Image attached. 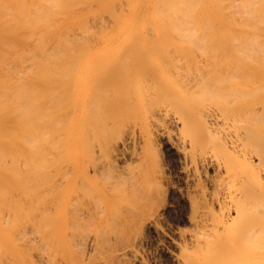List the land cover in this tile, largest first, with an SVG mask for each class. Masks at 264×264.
Returning a JSON list of instances; mask_svg holds the SVG:
<instances>
[{
	"label": "rangeland",
	"instance_id": "obj_1",
	"mask_svg": "<svg viewBox=\"0 0 264 264\" xmlns=\"http://www.w3.org/2000/svg\"><path fill=\"white\" fill-rule=\"evenodd\" d=\"M82 1L61 40L34 55L38 44L30 39L22 44L25 59H8L13 80L30 81L37 63L67 67L52 76L40 71L31 90L42 95L41 113H51L36 123L41 151L0 154L3 172L13 166L6 171L12 180L4 176L0 185V264H264V230L243 234L244 218L229 200L253 189L258 175L264 179L256 155L264 150V86L231 96L222 83L231 65L248 87L264 82L263 59L239 50L251 31L264 36V27L244 26L242 18L236 25L172 23L163 17L167 5L161 10L166 1L156 9L155 0ZM259 35L251 36L255 43L264 41ZM199 73L209 77L203 82ZM232 97L245 108L233 111ZM263 202L264 194L248 203L246 219L257 218Z\"/></svg>",
	"mask_w": 264,
	"mask_h": 264
},
{
	"label": "bare ground",
	"instance_id": "obj_2",
	"mask_svg": "<svg viewBox=\"0 0 264 264\" xmlns=\"http://www.w3.org/2000/svg\"><path fill=\"white\" fill-rule=\"evenodd\" d=\"M82 0H0V75L2 74V77H4L3 75H5L4 78H1L0 76V151H2V153L0 152V154L2 155L3 152L7 153L9 152L12 153V154H18V153H24V152H28L30 153V155L32 154L31 152H33L36 148H38V142L39 139L41 138L40 136H43L42 135H39V133L36 131V130H40L39 127L37 126L40 120L39 118V115L41 117V119L44 120V117L46 118L47 115H51L50 111H46L43 110V114L41 113L42 111V105L40 104L42 102V95L40 96V94H37V95H34L33 91L31 90H35L37 91V87H39V80H37V75L38 73L41 71L43 74H53L52 72H57V70L59 71H64L65 70V67H67L65 64H61V65H51V64H47V63H37L35 64L36 65V69H34V71H37V74L36 75H33L31 77H33L32 79L29 78L30 81H25L22 79H18V77H16L17 79L16 80H13V76L10 77V65L9 63L12 62L8 59H15V61L17 60L16 58H20L22 55H23V58L24 56L26 55L27 51L24 50L25 48L22 46V44L24 43V45L27 43L26 41L28 40H34L33 42H36L38 45L35 46L36 48H34L32 45V47L35 49L34 51V55H35V52L36 49L38 48H42L43 45H45L48 41H51V40H55V41H58V40H61L62 39V34H61V31L62 29L66 28L67 30V27L71 24H74L75 22H77V17L74 16V14H72L70 12L71 8L73 6H75L78 2H81ZM92 1V0H91ZM166 1V2H165ZM227 2L228 3H223L224 6H220V4L222 2ZM231 1V0H230ZM229 0H170L169 1V4L167 3L168 0H155V9H156V4H161L162 2H165L163 8H161V10L163 11V9L165 8V5H167V8H165L164 10L167 12L166 14L163 13L162 15H164V19L166 21H176L175 23L179 22V23H182L183 24H187L189 25L190 23H194L197 22L198 24H202L204 23L205 26L206 24L208 23H215V22H220L222 24L224 23H228L229 25L230 24H239L241 23L240 20H242L243 22L241 24H243L244 26H248V27H255L257 28L258 26H262L261 28L264 27V0H238V2L240 3H237V0H233V2H236V6L235 3H231ZM83 2V1H82ZM134 2V1H133ZM135 2H137V0H135ZM230 2V3H229ZM84 3V2H83ZM89 3V1H88ZM82 4V3H81ZM141 4V3H140ZM143 4V3H142ZM159 4V5H160ZM163 4V3H162ZM161 4V5H162ZM230 5L231 4H234L233 6L235 7L234 11L237 10V9H241L240 12L241 14L239 13V10L234 12V11H231L230 9H228V7L226 5ZM80 5V3H79ZM158 5V6H159ZM222 5V4H221ZM228 5V6H229ZM154 6V5H153ZM239 6H241L239 8ZM137 7V6H136ZM224 7H226L225 9L229 10L230 12L228 13L227 10H222ZM232 9V6L230 7ZM158 9V8H157ZM160 9V8H159ZM158 9V10H159ZM154 10V8H153ZM243 10V12H242ZM152 11V10H151ZM225 11V13H224ZM159 12V11H158ZM240 14V17H235L234 13H237ZM245 12V13H244ZM153 13V12H151ZM157 13V12H156ZM229 14V16H227V14ZM233 13L232 15L236 18H234L232 15V17L230 16V14ZM242 13H244L242 15ZM155 13H153L154 15ZM246 14V17L244 16ZM159 15H160V12H159ZM157 15V16H159ZM74 16V17H73ZM156 16V15H155ZM242 16V17H241ZM243 16L245 18H243ZM151 17V16H150ZM160 17H162L160 15ZM163 17L160 19L162 20ZM149 18V17H148ZM237 18H242V19H237ZM153 19V16L152 18H150V20ZM156 19V18H154ZM153 19V20H154ZM116 20V18H115ZM147 20V19H146ZM238 20V22L236 21ZM117 21V20H116ZM166 21L164 22V20L162 21V24L166 23ZM240 21V22H239ZM148 22V21H147ZM151 22V21H149ZM160 22V21H159ZM164 22V23H163ZM154 23V22H153ZM173 23V22H172ZM189 23V24H188ZM196 23V24H197ZM167 24V23H166ZM168 24H170L168 22ZM202 24V26L204 25ZM75 25V24H74ZM171 25V24H170ZM179 25V24H177ZM180 25V26H182ZM186 25V26H187ZM213 25H216V24H213ZM227 25V24H226ZM172 26H174L172 24ZM176 26V25H175ZM185 27V25H184ZM183 27V28H184ZM253 27V28H254ZM71 28V27H70ZM260 28V29H261ZM186 29V27H185ZM65 30V31H66ZM249 30V29H248ZM246 30V31H248ZM253 30V29H252ZM251 31V30H250ZM63 32V31H62ZM233 32V31H232ZM241 32V31H240ZM239 32V33H240ZM244 32V31H243ZM250 33V32H248ZM247 33V34H248ZM68 34V33H67ZM243 35V33H241ZM260 34H263L262 32ZM245 35V34H244ZM251 36H254L256 39H258V37L256 35H259L256 30L255 32L254 31H251L250 33ZM249 36L248 34V38L249 39H246L247 36H246V42H248L247 40H249V45L247 48H244L246 47V45L242 48H240L239 50H243L246 57L247 58H256L258 57V59H263V60H260L262 65L260 67H264V46H262L258 43H262L264 45V41L262 42L261 41V38H260V42L258 41L257 43H255V38L254 37H251ZM260 36V35H259ZM263 36V35H261ZM260 36V37H261ZM65 38V36H63ZM236 37V36H235ZM242 37V36H241ZM264 37V36H263ZM234 38V37H233ZM237 38V37H236ZM235 38V39H236ZM239 38V36H238ZM250 38H254L253 40H250ZM234 39V41H235ZM244 39V38H243ZM264 39V38H263ZM262 39V40H263ZM237 41L238 39L234 42V45L235 47H237ZM241 41V40H240ZM243 41V40H242ZM30 42V41H29ZM245 42V41H244ZM32 43V42H31ZM35 43V45H36ZM236 43V44H235ZM252 43L253 46H252ZM28 44V43H27ZM241 44V43H239ZM245 44V43H244ZM233 45V44H232ZM254 45L256 46V48H254ZM23 48H22V47ZM30 46V48H32ZM240 46V45H239ZM243 46V45H242ZM250 46V47H249ZM234 46H231V49L232 51H228V52H233L232 54L235 53V51H233L235 48H233ZM251 47H253L252 50ZM28 48L29 50V47H26ZM40 48V49H41ZM238 48V47H237ZM20 49V51H19ZM39 49V50H40ZM44 48H42V51H43ZM46 49V48H45ZM258 49V50H257ZM67 50L71 51L70 48H67ZM256 50V51H255ZM26 51V52H25ZM33 52V50H30ZM29 52V51H28ZM41 52V51H40ZM25 53V55L23 54ZM28 54H33V53H28ZM40 54V53H39ZM48 54V53H47ZM219 53H216V56L218 57ZM214 56V54L212 55V57ZM33 57V55L30 57V60L31 58ZM38 57V56H37ZM35 57V58H37ZM22 58V59H23ZM35 58H33L34 61ZM215 58V56H214ZM25 59V58H24ZM253 59V60H254ZM255 59V60H256ZM20 60V59H19ZM140 60V59H138ZM8 61V62H7ZM33 61V62H34ZM210 61H214V59L210 60ZM239 61V60H238ZM252 61V60H250ZM17 62V61H16ZM221 62V61H219ZM219 62H216V65L219 63ZM15 63V62H14ZM18 63V62H17ZM20 63V62H19ZM138 63V62H137ZM142 63V62H141ZM214 63V62H212ZM236 63V61H235ZM21 64V63H20ZM60 64V63H59ZM121 63H117L116 65H118ZM211 64V63H210ZM240 64V62H239ZM244 64V62H243ZM251 64V63H250ZM9 65V67H8ZM122 65L124 66V64L122 63ZM212 65V64H211ZM220 65V64H219ZM228 65V64H227ZM230 65V64H229ZM228 65V66H229ZM247 64H244V68L243 69H246ZM249 65V64H248ZM260 65V63H259ZM34 66V64H33ZM56 66V67H55ZM215 66V65H214ZM224 66V65H223ZM232 68H234L233 70H231V74L227 73L228 75L225 76L227 70H226V67L224 66V70L225 71V74H224V78L222 76L220 69L219 71L221 72L220 75L219 73L216 74V75H219V77L222 76V83H224V85L227 87L229 93H231L230 95L233 96L235 95L236 92L238 91H242L244 92V90H262L263 86H264V82L263 80L261 79H258V84H253L251 86L248 87V83H247V79H246V76H245V73L243 72H240L238 74V71L235 73H233L232 71L234 70H237L235 69V67L233 65H231ZM229 66V67H231ZM239 66V65H238ZM236 66V67H238ZM252 66L249 65V68ZM14 67V66H13ZM17 67V65H16ZM112 67V66H111ZM211 67V66H209ZM227 67V69L229 68ZM246 67V68H245ZM253 67V66H252ZM215 68V67H213ZM18 69V68H17ZM21 69V68H20ZM26 69V68H25ZM57 69V70H56ZM120 69V68H119ZM139 69V68H138ZM142 69V68H141ZM155 69V68H154ZM157 69V67H156ZM208 69V68H207ZM248 69V68H247ZM100 70V68H99ZM102 70V69H101ZM116 70V69H115ZM128 70V69H126ZM159 70V69H158ZM157 70V72H158ZM206 70V69H205ZM209 70V69H208ZM208 70L206 71H201L202 73L204 72H207ZM229 70V69H228ZM13 71V70H12ZM20 71V70H19ZM25 71V70H24ZM30 71V70H29ZM32 72H34L32 69H31ZM90 71V69H89ZM210 71V70H209ZM212 71V69H211ZM214 71V69H213ZM212 71V72H213ZM15 72V71H14ZM22 72V71H21ZM19 72V73H21ZM30 72V73H32ZM147 72V71H146ZM151 72V71H150ZM154 72V71H153ZM215 72V71H214ZM213 72V73H214ZM13 73V72H12ZM105 73V72H104ZM118 73V72H117ZM121 73V72H120ZM159 73H160V70H159ZM233 73V74H232ZM14 74V73H13ZM18 74V72H17ZM51 74H49V76H52ZM103 75V73H101ZM99 74V75H101ZM145 74V73H144ZM200 74V73H199ZM205 75L207 74H203V76L200 74V76H202L203 79V82L206 80L205 79ZM209 75V74H208ZM207 75V76H208ZM8 76V77H7ZM18 76V75H17ZM24 76V75H22ZM158 76V75H157ZM211 76V74H210ZM215 76V75H214ZM209 77V76H208ZM217 77V76H216ZM216 77H213L216 79ZM225 77H227V79H225ZM15 78V77H14ZM212 78V80H213ZM201 79V78H200ZM211 79V78H210ZM52 80V79H50ZM202 80V79H201ZM211 80V81H212ZM210 81V82H211ZM214 81V80H213ZM51 83V81H49ZM216 84L214 85H217V81H215ZM218 82H221L219 81L218 79ZM209 83V81H208ZM214 82H211L209 83L210 85L213 84ZM222 83H220L222 85ZM42 84V85H41ZM40 85L43 86V87H46V82L43 80L42 83ZM53 84V82H52ZM76 84V83H74ZM209 84L207 86H209ZM38 85V86H37ZM37 86V87H36ZM75 86V85H74ZM218 86V85H217ZM35 87V89H34ZM76 87V86H75ZM209 87H212L213 86H209ZM220 87V86H219ZM218 87V88H219ZM225 87V89H226ZM217 88V89H218ZM223 88V85L222 87ZM223 90V89H220L223 90V91H226V90ZM211 90V89H210ZM30 91V92H29ZM214 91V90H213ZM212 91V92H213ZM217 90L215 89V92ZM220 91H218V93H220ZM228 91H226V98L229 97V95L227 96V93ZM241 92V93H242ZM43 93V98H45V94L44 92ZM240 93V92H239ZM222 94V92L220 93ZM225 94V93H223ZM243 94V93H242ZM237 95H239L237 93ZM236 95V97H237ZM241 96V95H240ZM236 97H232L231 99H229L228 102H231L233 104L230 105L232 106L229 107L231 108L233 111L236 109V108H240L241 106L244 105V103L242 102V100L240 101V99H237ZM230 98V97H229ZM76 100V99H75ZM227 101V99H226ZM39 103V105H37V103ZM44 102V101H43ZM227 102V103H228ZM230 103V104H231ZM44 105V104H43ZM73 105H74V100H73ZM35 106H42L41 107V110H40V107L39 109L36 108L34 111H33V107ZM76 106V105H75ZM74 106V107H75ZM33 109H32V108ZM229 108H227L229 110ZM242 108V107H241ZM245 108V106H244ZM242 108V109H244ZM32 109V110H31ZM37 109H38V112H37ZM48 109V108H47ZM74 110V109H73ZM82 110V109H81ZM36 114V116L32 113ZM46 112V113H45ZM48 112V114H47ZM75 112V111H73ZM229 112V111H228ZM45 113V114H44ZM50 113V114H49ZM38 114V115H37ZM47 114V115H46ZM79 114V113H78ZM43 115V116H42ZM46 115V116H44ZM82 115V114H81ZM72 116V115H71ZM35 118V119H34ZM39 118V120H38ZM55 118L52 117V123L53 124V120ZM37 120V121H36ZM42 120V121H43ZM56 120V119H55ZM41 121V120H40ZM58 121V120H56ZM55 122V121H54ZM40 124V122H39ZM50 124V125H51ZM57 124V122H55V125ZM49 125V126H50ZM57 126V125H56ZM38 127V128H37ZM51 127V126H50ZM54 127V126H52ZM51 127V128H52ZM74 128V127H73ZM254 128V127H253ZM51 131V130H50ZM36 132V133H35ZM52 132H53V128H52ZM251 132V131H250ZM255 132V131H254ZM50 132L48 131V134ZM34 134L35 136H37V144L36 142L34 141V138L36 140V137H34ZM251 133H249L248 131V135H250ZM258 136V134H256ZM255 133H254V136H256ZM39 136V138H38ZM47 138V136H45ZM249 137H253V133L251 134V136ZM44 140V138H42ZM75 139V138H74ZM33 140V141H32ZM41 140V141H43ZM46 140V139H45ZM44 140V142H45ZM258 140L262 142V139L258 138ZM258 140H256L257 142H259ZM29 141V142H28ZM35 142V144H34ZM33 146H32V144ZM50 143V142H49ZM259 143V144H261ZM23 144V146H22ZM41 144V143H40ZM258 144V143H257ZM258 144V145H259ZM36 145V146H35ZM44 146V143L42 144ZM74 145V144H73ZM263 145V144H262ZM34 150H32L33 148ZM39 147H41L39 145ZM260 147V146H259ZM43 148V147H42ZM262 148V146L260 147ZM260 148H257L256 149V155L258 156L259 160L262 162L264 161V150L260 149ZM36 149V150H37ZM41 149V148H40ZM39 149V150H40ZM36 150L34 151L33 154H37L35 153ZM38 150V153L41 151ZM43 150V149H42ZM15 153H14V152ZM74 151V150H72ZM5 153V154H6ZM4 154V155H5ZM6 154V155H7ZM26 154V153H25ZM19 156V155H18ZM17 156V157H18ZM34 156V155H32ZM30 157V156H29ZM13 158H16L15 155H13ZM35 158V157H34ZM30 161V159H29ZM74 161V160H73ZM77 161V160H76ZM36 162V161H35ZM28 163V162H27ZM15 164V163H13ZM38 164V163H37ZM36 163H34V168L38 167ZM76 165V163H75ZM0 185L2 183H4L5 178L8 179V180H12L10 179V177H6L7 175V170L8 172H10V170L13 168V166L11 167H8L9 169H6V167H4V172L2 171V165L0 164ZM15 166V165H14ZM78 167H74V170H77L76 168H79V165H77ZM73 169V168H72ZM16 169L14 168V171ZM13 171V170H12ZM79 171V170H77ZM16 172V171H15ZM1 173L3 175H1ZM6 173V174H5ZM77 173V172H76ZM5 174V175H4ZM12 175V174H11ZM10 175V176H11ZM15 175V174H14ZM16 175H17V172H16ZM84 175V174H83ZM5 176V178H4ZM9 176V175H7ZM13 176V175H12ZM75 175L74 172L72 174V178L74 177L75 178ZM85 176V175H84ZM14 177V176H13ZM17 177V176H16ZM78 177V176H77ZM12 178V177H11ZM18 178V177H17ZM73 178V179H74ZM20 179V178H19ZM72 179V180H73ZM14 180V179H13ZM75 180V179H74ZM77 181V179H76ZM76 181L74 183H76ZM2 185H5V184H2ZM264 187V179L261 180V177L258 175L256 177V181H255V184H254V188L253 189H245L244 191H240V192H237V193H234V194H231L230 195V203H232L233 205H235V210H236V217H240V218H244V222L243 224L241 225L242 226V233L245 234V233H251V234H258L259 232H262L264 230V202L259 205V207L257 208V212H258V216L257 218H254V219H246L247 218V213L249 212V207L247 206L248 203H250L251 201H255L257 200V198H259L262 194H264V191H263V188ZM262 194L259 195L258 197V192H260ZM235 220V219H233ZM240 229V230H241ZM245 231V233H244ZM249 234V235H251ZM246 235V234H245ZM49 235H47V238H48ZM61 236V235H60ZM59 236V237H60ZM46 237V235H45ZM55 237V236H54ZM64 237V236H63ZM41 238V237H40ZM62 238V237H61ZM60 238V239H61ZM38 239V238H37ZM41 239H45L44 237H42ZM53 239V238H52ZM64 239V238H63ZM63 239L61 241H63ZM32 240L34 241V239L32 238ZM65 240V239H64ZM32 241V243H33ZM45 241V240H44ZM43 241V242H44ZM52 241V240H51ZM55 241V240H54ZM3 242V241H2ZM12 242V241H11ZM31 242V241H30ZM36 242V241H35ZM41 242V241H40ZM50 242V241H48ZM58 242V241H57ZM66 242V241H65ZM14 243V242H13ZM60 243V242H59ZM62 243V242H61ZM64 243V242H63ZM0 244H1V241H0ZM35 244V243H34ZM45 245H48L47 242L44 243ZM56 244V243H54ZM67 244V242H66ZM69 244V243H68ZM37 245V244H36ZM65 245V244H64ZM44 246V245H42ZM54 246V245H53ZM61 246H63V244H61ZM67 247V246H66ZM57 248L56 246L54 247V249ZM62 248V247H61ZM49 249V248H48ZM52 249V248H51ZM50 251V250H49ZM52 251V250H51ZM261 254V253H260ZM259 254V255H260ZM263 254V253H262ZM264 255V254H263ZM48 256V255H47ZM50 258V256H48ZM256 256H254L255 258ZM261 257V255H260ZM260 257H259V260H260ZM257 258V257H256ZM256 258L254 260H256ZM262 259L264 261V258L263 256L261 257V262H262ZM257 260V261H259ZM255 262V261H254ZM260 262V263H261ZM256 263H259V262H256Z\"/></svg>",
	"mask_w": 264,
	"mask_h": 264
}]
</instances>
